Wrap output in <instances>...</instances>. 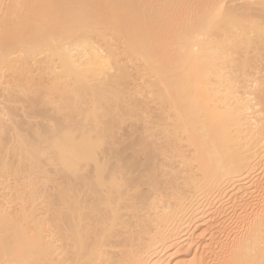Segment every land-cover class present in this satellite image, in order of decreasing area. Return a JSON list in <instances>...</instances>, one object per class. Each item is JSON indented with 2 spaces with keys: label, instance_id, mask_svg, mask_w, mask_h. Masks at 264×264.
<instances>
[{
  "label": "bare ground",
  "instance_id": "1",
  "mask_svg": "<svg viewBox=\"0 0 264 264\" xmlns=\"http://www.w3.org/2000/svg\"><path fill=\"white\" fill-rule=\"evenodd\" d=\"M0 264H264V1L0 0Z\"/></svg>",
  "mask_w": 264,
  "mask_h": 264
},
{
  "label": "rangeland",
  "instance_id": "2",
  "mask_svg": "<svg viewBox=\"0 0 264 264\" xmlns=\"http://www.w3.org/2000/svg\"><path fill=\"white\" fill-rule=\"evenodd\" d=\"M254 1H255V2L257 1L258 3L260 2V0H253V2H254ZM262 1H264V0H261V2H262Z\"/></svg>",
  "mask_w": 264,
  "mask_h": 264
}]
</instances>
